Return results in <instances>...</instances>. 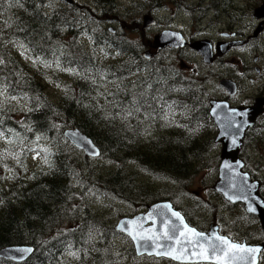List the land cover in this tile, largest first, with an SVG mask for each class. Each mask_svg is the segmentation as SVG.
<instances>
[{
    "label": "trees",
    "instance_id": "obj_1",
    "mask_svg": "<svg viewBox=\"0 0 264 264\" xmlns=\"http://www.w3.org/2000/svg\"><path fill=\"white\" fill-rule=\"evenodd\" d=\"M54 1L0 0V250L33 249L22 263L0 264H140L128 238L85 197L141 212L158 202L176 206L167 188H187L211 169L206 158L219 147L208 101L193 78L156 55L145 60L137 39L121 34L120 0ZM145 1L154 16L168 10L166 0ZM48 82L59 88L54 100ZM165 117L175 122L168 135L144 136V125ZM71 129L96 143L99 159L112 164L107 175L81 164L80 157L91 161L65 139ZM209 159L216 171L218 155ZM140 172L166 187L141 184ZM242 218L247 241L264 234L243 210Z\"/></svg>",
    "mask_w": 264,
    "mask_h": 264
},
{
    "label": "water",
    "instance_id": "obj_2",
    "mask_svg": "<svg viewBox=\"0 0 264 264\" xmlns=\"http://www.w3.org/2000/svg\"><path fill=\"white\" fill-rule=\"evenodd\" d=\"M69 4L71 0H64ZM144 19L145 25L154 24V21ZM181 38L175 33H160L153 39L152 48L160 51L169 46L176 48L181 44ZM177 43V44H176ZM184 45V44H183ZM202 47V46H201ZM195 49H198L197 46ZM211 52V49H210ZM209 57L206 50L204 56ZM144 59H150V53L143 54ZM205 62L208 59L204 60ZM221 86L229 93L235 91L234 85L229 82L221 83ZM264 111V100L257 101L252 108L231 109L226 102H210L209 115L217 128L216 143L221 145L220 163L218 167L217 180L213 185V191L220 195L222 199L233 205H243L246 214L258 219L264 230V200L259 195L260 184L252 181L249 174L244 170V163L238 157L242 147L244 132L249 128L254 119ZM65 139L77 150L82 152L86 158L96 159L100 156L97 146L78 129L66 130ZM173 213H179V217ZM151 214V215H150ZM188 228L195 229L188 225L183 215L175 210L170 202H159L147 206L144 212L124 217L118 220L114 226V231L127 237L134 249L137 258H154L157 260H167L174 264H228L226 260H217L215 256H223V251L212 254L210 244L217 245L221 249H226L216 239L217 236L225 238L229 244L235 243L245 248H259L260 251L254 254L234 251L230 254V264H253L252 256H255V264H259V258L264 250V243L248 246L245 242L236 243L219 233L218 226L212 224L206 232L197 233L202 236L189 235L187 238L181 237L182 243L177 244L175 237L180 236L181 231ZM175 230V231H173ZM167 231V236L165 232ZM135 237V238H134ZM143 237V239H141ZM191 240V244L188 241ZM159 245V247H158ZM200 245L208 248L211 257L208 260L197 259L192 254L200 251ZM175 248L178 254L184 251L182 259H173L171 255H160L169 249ZM33 253L31 247L12 246L0 250V260L13 263H22Z\"/></svg>",
    "mask_w": 264,
    "mask_h": 264
},
{
    "label": "flooded vegetation",
    "instance_id": "obj_3",
    "mask_svg": "<svg viewBox=\"0 0 264 264\" xmlns=\"http://www.w3.org/2000/svg\"><path fill=\"white\" fill-rule=\"evenodd\" d=\"M242 2L240 4V0H209L208 6L190 5V8L195 6V11H189L187 14L184 12L185 7L182 1L171 0L173 10H167L164 22V31L177 34L182 41L176 48L167 46L162 50L166 52L164 55L168 58H165L166 67L170 70L174 69L178 74H183L188 78L192 77L188 76L187 73L192 75L194 72L193 79L208 103L210 104L211 101L226 102L231 109L252 108L257 101L264 100V81H262L264 78V0H250L248 2L242 0ZM185 15L190 18L188 31L184 30L182 25L185 22L182 19ZM213 35L217 39H213ZM196 46L198 49H195ZM207 49L209 57L204 56ZM156 53L159 52H154L153 55ZM192 59H197L196 63L200 61L203 72H198L196 68H183L184 63L191 62ZM205 59L208 61L205 62ZM205 77H211L216 81L211 79L213 83L207 85L206 80L203 82ZM225 81L234 85L235 91H230L233 92L232 94H229L221 86V83ZM214 130V137H216L217 129L215 126ZM263 142L264 111L254 119L252 125L244 132L238 157L244 162L242 156L245 146ZM258 163L260 164L259 161ZM244 170L249 174L252 181L259 182V195L264 200L261 182L254 173L252 174L245 162ZM229 206L240 207L247 217L257 220L262 232H264L258 219L246 214L242 205L229 204ZM242 228L244 230L245 226ZM207 229H199L198 231L206 232ZM219 233L224 235L220 227ZM233 237L230 238L233 242H245L248 246L264 243V234L255 235L249 241L246 238L237 239ZM263 257L264 250L260 255L259 264H261Z\"/></svg>",
    "mask_w": 264,
    "mask_h": 264
},
{
    "label": "rangeland",
    "instance_id": "obj_4",
    "mask_svg": "<svg viewBox=\"0 0 264 264\" xmlns=\"http://www.w3.org/2000/svg\"><path fill=\"white\" fill-rule=\"evenodd\" d=\"M56 1L54 3L56 4ZM73 4L78 3H85L86 0H71ZM173 1H182L183 5L185 7L184 12L188 14L189 11H195V6L190 8V5L193 4H200L203 6L209 5V0H173ZM250 1V0H245ZM67 3V2H66ZM120 12L118 13V16L116 20L118 21V26L116 28L121 31V34L124 36L127 40L137 39V44L140 45L142 54L149 52L150 53V59L148 61L153 60L151 53H154L155 51L151 49L150 45L153 42V38L160 32L163 31V26L165 22V15L166 13H162L161 10L157 11V14L153 15V7L151 4L147 3L145 0H120ZM164 1L163 7L168 8L169 10H173V6L171 4V0ZM242 0H240V4H242ZM65 4V1H63V4ZM147 16V17H146ZM156 20H155V18ZM147 18L148 20H155V27L151 24H146L144 19ZM153 18V19H152ZM185 22L182 23L183 29L189 30L190 28V18L185 15L184 18H182ZM112 27V26H111ZM113 28V27H112ZM213 39L215 38V35L212 36ZM149 42H151L149 44ZM165 51L160 52L158 55H156L157 60H165L167 56ZM168 59V58H167ZM197 60V59H196ZM195 59H192L191 62H185L183 68L188 69L190 68H196L198 72H203L202 68L199 63H196ZM186 72V71H185ZM195 73L193 72L192 75ZM188 76H193L190 73H187ZM210 78V79H209ZM213 78L211 77H205L203 82H206L207 85H211L213 81L211 80ZM214 82L216 81L213 79ZM262 81H264V78H262ZM57 83L48 82V89L49 90V98H52L53 100L58 97L59 88L56 87ZM167 118H170V116L167 115ZM162 118V121H160V125H151L154 127L147 128L144 125V128L146 130V137H152V140H155V137H158L161 132H163L164 135H168L167 133L170 132V128L172 125H174L175 122H172L170 119ZM161 120V119H159ZM160 133V134H159ZM159 134V135H158ZM215 138V137H214ZM215 155H220V148L218 147V150H212L208 153V157L211 158ZM100 158V157H99ZM99 158L96 159H90V163H86L84 160H81V164L84 165L86 168H92L97 173H100L101 176L107 175L112 170V164L106 161H102ZM206 158V161L210 164L211 169H202L198 174H196L192 180L190 181L187 188H173L170 185V188H167L171 191V194L169 197L171 200L177 204L176 206L181 209L185 210L188 215L191 217V221L195 223L197 226L204 227V229L208 228L211 224H216L220 227L221 232L228 236L229 238H232L233 236L237 239L247 238L246 232L243 230L241 225H243V218H242V210L240 207L236 206H229L226 204L219 196H217L213 190L212 187L214 185V182L216 181L213 179L214 175V163L209 159ZM242 159L244 160L247 167L251 170L252 174L254 173L255 176H257V179L261 182V186L263 188L264 193V142L260 144L255 145H246ZM260 162V164L258 163ZM219 164V163H218ZM218 169V166H217ZM217 169L215 172H217ZM212 173V174H211ZM217 175V173H216ZM217 177V176H215ZM152 177L146 175L143 172H140L139 180L141 181V184L147 185L151 187V183H156L158 186H164L160 182H156L155 180L151 179ZM148 189V188H146ZM152 190H161L162 188H150ZM155 192V191H153ZM86 202H89V205L93 212H95L98 215H102L109 224H115L118 222L119 219L126 216H132L136 214L137 212L141 211L138 210L137 207L133 208L128 203L119 201L115 199L114 203L113 201L106 200L104 197L98 194H88V196L85 197ZM181 204V205H180ZM183 205V206H182ZM192 209H195L194 211ZM193 212L194 214H197L198 217L196 220L193 218ZM205 223H208V225H205ZM114 225V226H115ZM117 233V232H116ZM119 234V233H118ZM121 235V234H120ZM123 236V235H122ZM125 237V236H124ZM233 237V238H234ZM127 238V237H126ZM120 243L124 244V242L120 239L118 240ZM120 245V244H119ZM124 246V245H123ZM150 261H145L144 259L139 260L140 264H148ZM154 264H169L164 261H156L153 262ZM261 264H264V257L261 260Z\"/></svg>",
    "mask_w": 264,
    "mask_h": 264
},
{
    "label": "snow or ice",
    "instance_id": "obj_5",
    "mask_svg": "<svg viewBox=\"0 0 264 264\" xmlns=\"http://www.w3.org/2000/svg\"><path fill=\"white\" fill-rule=\"evenodd\" d=\"M173 215L179 217V213H173ZM173 231H175V230H173ZM165 235L167 236V231L165 232ZM189 235L199 237V236H202L203 234L197 233L195 231V229L188 228L185 225V231H181L180 236L175 237L176 243L181 244L182 243L181 237L187 238ZM141 239H143V237H141ZM216 239L218 241H220L221 245H225L226 249H221L217 245L210 244L209 247L212 248V254H213V256H215L216 252L223 251L222 257L221 256H215V258L217 260H226V261H228V264H230V260H231L230 254L233 253L234 251L246 252V253H250V254H254V253H257L260 251L259 248H245L239 244H235V243L229 244V242L223 237L217 236ZM188 243L191 244L192 243L191 240H189ZM158 247H159V245H158ZM176 253H177V250L175 248H172V249H169V251L166 253H158V254H160V255H165V254L171 255L173 259L185 258L183 250H181L178 254H176ZM192 255L195 256L197 259H203V260H208L211 258L208 254V248H205L203 245H200V251L198 253L194 252ZM252 262H253V264H255V256L254 255L252 256Z\"/></svg>",
    "mask_w": 264,
    "mask_h": 264
},
{
    "label": "bare ground",
    "instance_id": "obj_6",
    "mask_svg": "<svg viewBox=\"0 0 264 264\" xmlns=\"http://www.w3.org/2000/svg\"><path fill=\"white\" fill-rule=\"evenodd\" d=\"M201 2H199V4H200ZM54 4V3H53ZM52 4V5H53ZM58 4H60V3H58ZM63 4V3H62ZM65 4H66V2H65ZM64 4V5H65ZM251 4V3H250ZM61 5V4H60ZM77 5V4H76ZM201 5V4H200ZM62 6V5H61ZM204 6V5H203ZM224 6V5H223ZM53 7V6H52ZM65 7V6H64ZM63 7V8H64ZM198 7V6H197ZM57 8V7H56ZM62 8V7H61ZM203 11H205V10H203ZM204 13V12H203ZM245 17V16H244ZM196 18V17H195ZM201 18V17H200ZM212 20V19H211ZM207 21V20H206ZM236 21V20H235ZM223 23V22H222ZM234 23V22H233ZM239 29V28H238ZM210 30V29H209ZM117 37H120V36H117ZM82 42V41H81ZM88 45V44H87ZM116 51V50H115ZM21 52V51H20ZM102 55V54H101ZM120 55V54H119ZM3 56V55H2ZM103 56V55H102ZM21 57V56H20ZM108 57V56H107ZM103 58H105L104 56H103ZM95 59V58H94ZM102 59V58H101ZM117 59V58H116ZM96 60V59H95ZM106 60V59H105ZM98 61V60H97ZM104 62V61H103ZM111 62V61H110ZM100 64H101V62H100ZM150 127H154V126H150L149 125V127H147V128H150ZM79 130V129H78ZM65 131V130H64ZM82 132V131H81ZM146 132V131H145ZM160 134V133H159ZM158 134V135H159ZM85 135V134H84ZM144 136H146V133H144ZM162 136V133L158 136V137H155V139H157V138H160ZM164 136V135H163ZM148 139H150V140H152V137H147ZM96 144V143H95ZM70 145V144H69ZM75 149V148H74ZM87 159V158H86ZM94 160V159H93ZM102 160V159H101ZM20 246V245H19ZM21 246H23V245H21ZM7 247V246H6ZM9 247V246H8ZM12 247V246H11ZM32 247V246H31Z\"/></svg>",
    "mask_w": 264,
    "mask_h": 264
}]
</instances>
